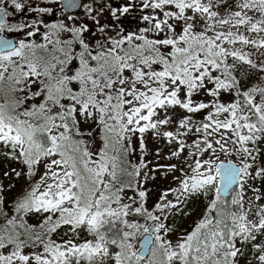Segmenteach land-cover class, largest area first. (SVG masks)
I'll use <instances>...</instances> for the list:
<instances>
[{"label":"snow or ice","instance_id":"1","mask_svg":"<svg viewBox=\"0 0 264 264\" xmlns=\"http://www.w3.org/2000/svg\"><path fill=\"white\" fill-rule=\"evenodd\" d=\"M76 7L91 27L43 18ZM148 131L178 164L142 173ZM261 143L264 0H0V157L17 164L0 264H264ZM156 168L174 183L149 205Z\"/></svg>","mask_w":264,"mask_h":264},{"label":"rangeland","instance_id":"2","mask_svg":"<svg viewBox=\"0 0 264 264\" xmlns=\"http://www.w3.org/2000/svg\"><path fill=\"white\" fill-rule=\"evenodd\" d=\"M28 2L30 4L36 5V4H43L44 0H28ZM126 0H111V4L113 6L125 3ZM57 5H60V0H56ZM10 11L15 12L14 8H11V6H9ZM35 15V13H30L27 11V5L25 7L24 10H22L19 13H15L13 16L8 17L9 22H18L20 20H29L31 19L33 16ZM63 16H73V15H68L66 14L62 9H60L59 12H57L55 14V16H53L52 14H46L43 18L46 19L48 22H51L52 20L56 19V18H60ZM76 18V22L79 23L81 22V20H83V22H86L90 25V27L93 25V21L88 20L87 17L84 14V10L83 7L81 8V14L79 16H73ZM101 22H111V18L110 16H108L107 14L102 15L100 18ZM121 22L123 23L124 27L126 30H134L137 28V26L140 24L139 22V10H133L130 14H125L124 17L121 18ZM10 36H15L17 35L16 33H10L8 34ZM88 35V34H86ZM250 47V46H249ZM35 87V86H34ZM194 99H210V97H208L206 94L205 95H195L193 97ZM177 111H183L180 109H177ZM200 114H197V118H199ZM168 127H173L172 125H169ZM98 131V129H97ZM133 140V147L135 148V151L130 153L129 155V159L132 160L133 162H139L140 159V149H139V134L137 133L136 135L133 136L132 138ZM100 140L97 137L95 144H94V148L95 147H99L100 145ZM145 144H146V150L144 152V159L148 162L146 168L142 169V173L144 171H148L149 169L153 168L154 165L156 164H160V165H165V164H169V163H179V159L180 158H176V157H170L168 156V153L170 150H172L175 145H170L168 144V142L163 138V137H153L151 134V131H148L145 133ZM260 147L262 149H264V143H261ZM159 148L160 149V158L157 159L156 158V149ZM187 151V149H185V152ZM223 159V157H221ZM9 167H17V164L15 161L13 160H9L6 158H2L0 157V181H3L6 185L12 181H10L8 178L3 176V173L5 171H8ZM166 169L164 168H156L155 172L157 173L156 177L154 180H149L147 183H145L144 187L149 188L151 191L148 194V204L151 205L157 198H158V190L167 186L171 181V176H167L165 177L164 175H161V173L165 172ZM12 180H15V177H12ZM16 182V187L6 193L7 197H8V201L10 202L11 198L14 197L19 191L21 186L23 185L24 181L23 179H20ZM174 183V182H172ZM258 186H260L258 184ZM262 191H264V187H262ZM128 195H132L133 192L132 190H126ZM249 195H252L251 193H249ZM254 203H258L255 202ZM27 220L29 223L35 224L38 223V220L36 219L35 215H29L27 217ZM3 221L0 220V224H2ZM84 233H81V236H83ZM67 238V237H65ZM251 256V249H250V245L248 248V251L245 253V257L246 258H250ZM243 264V261H242Z\"/></svg>","mask_w":264,"mask_h":264},{"label":"water","instance_id":"3","mask_svg":"<svg viewBox=\"0 0 264 264\" xmlns=\"http://www.w3.org/2000/svg\"><path fill=\"white\" fill-rule=\"evenodd\" d=\"M62 3V0H60V4ZM80 7L76 8H62V10L67 14H76L79 11Z\"/></svg>","mask_w":264,"mask_h":264},{"label":"flooded vegetation","instance_id":"4","mask_svg":"<svg viewBox=\"0 0 264 264\" xmlns=\"http://www.w3.org/2000/svg\"><path fill=\"white\" fill-rule=\"evenodd\" d=\"M100 2H101V0H97L98 5L100 4ZM81 8L82 7H80L79 11L76 14H68V15L79 16L81 14Z\"/></svg>","mask_w":264,"mask_h":264}]
</instances>
